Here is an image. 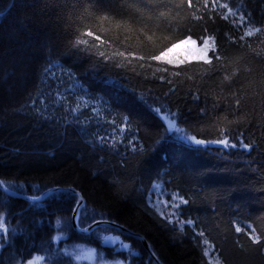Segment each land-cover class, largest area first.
<instances>
[{"label": "trees", "instance_id": "1", "mask_svg": "<svg viewBox=\"0 0 264 264\" xmlns=\"http://www.w3.org/2000/svg\"><path fill=\"white\" fill-rule=\"evenodd\" d=\"M219 3L264 28V0ZM169 10L177 20L190 14L150 0H0V179L32 196L75 187L85 197L80 226L123 224L145 236L164 264H264V35L240 41L230 21L204 13L192 24L215 30L224 46L219 62L151 61L172 35L155 28L158 13ZM89 29L110 45L87 36ZM100 51L145 59L106 61ZM54 94L62 105L44 111L41 101ZM36 97V109L27 106ZM169 113L176 115L171 133L163 121ZM221 138L236 149L221 150ZM75 203L68 191L33 203L0 188V264L35 256L42 264H156L141 241L117 229L77 232Z\"/></svg>", "mask_w": 264, "mask_h": 264}, {"label": "snow or ice", "instance_id": "2", "mask_svg": "<svg viewBox=\"0 0 264 264\" xmlns=\"http://www.w3.org/2000/svg\"><path fill=\"white\" fill-rule=\"evenodd\" d=\"M150 2L156 7V8H162V7H169L174 5L177 9H181L183 6H186L187 10H189L190 14L185 17H180L179 20H177V17L179 16V12H177L175 15H172L171 11H160L158 13L157 17V23L155 25V28L160 31H166L168 33H171L172 35L168 37H163V39H166L168 43L166 46H164L161 50L158 51V54L150 55L147 59L151 61H158L163 62L167 65H172L175 67H179L180 65L190 64L193 61L197 62L198 64L202 65H213V58L215 57L216 61H220L222 57L220 56V52L224 51V46L221 44L220 46L217 45L216 42V35L217 33L215 30L212 32V34H209L208 27L206 23H199L198 25H193L192 22H204L205 16L204 13H208V19L213 20V17L211 16L212 12H216L217 15L224 21H230V23L240 31L241 35L239 37L240 41H244L247 37H252L255 34H262L264 35V28L262 27H253L252 24L254 23L253 19L251 17H248L247 19L245 16L239 11L235 10L232 7H229L228 3H219V0H211V4L209 3V0H179V4L175 3V0H150ZM224 10V11H221ZM197 12H200V15H197ZM106 19V18H105ZM214 22V20H213ZM245 25H247L245 27ZM194 26H198L199 31L194 32L193 28ZM87 36L92 37L95 36V33L92 30H88L86 33ZM173 36L175 38H173ZM194 36L196 38H194ZM226 39H233V37L228 36L225 34ZM182 37V38H181ZM95 39L97 41H100L101 44H109L110 41L102 40L100 36H95ZM149 40L152 39L151 36L148 37ZM77 44H88L87 40H79L77 41ZM88 50V49H85ZM211 53V55H210ZM98 55L102 57L104 60H112L115 56H131L140 60H144V56L137 57L135 52L130 53H123L118 52L113 54V56H108L105 54V52L100 51L98 52ZM116 67H124L123 64H116ZM160 71L168 72V68L160 69ZM47 74V72H46ZM175 75H180L179 72L174 73ZM67 76L71 78L73 76V73L69 72L67 73ZM160 79H164L163 76L160 77ZM225 80H229L230 77L225 76ZM118 83V82H115ZM42 95V94H41ZM40 97H36L33 100H31L30 104L27 106L32 107L33 109H36L37 104L36 101L39 100ZM240 99H235V105L238 107L240 105ZM57 105H62V101L60 100L59 95L54 94L52 96L51 101L48 103H45L44 101H41L40 107L47 111L48 107L55 108ZM159 113V110H154ZM37 115H41V113L38 111ZM42 119H48V117L42 116ZM164 120L168 121L167 128L169 130H175L176 129V115L174 113H169V115H166L163 117ZM189 141V143H195L196 145H204L206 141L204 140H197L195 137H184ZM101 146L104 145L103 138H101ZM138 143V141H137ZM215 143L221 147V150H229V149H236L237 145L234 143H229V140L227 138H221L215 141ZM240 149L242 150H249L253 146L249 143H242L240 144ZM126 148L131 149V151L135 152L136 148L132 144L126 145ZM57 192L59 193L61 191L60 188L55 189H47V192L44 193V195H47L50 192ZM68 193L73 197L75 200V206H74V215L73 219L77 220L78 224V217L81 214L82 210L85 208L84 201L77 195L76 190L72 187L67 188ZM43 199V197H41ZM179 202L182 204H187L188 201L184 199L183 197H179ZM33 203H36L34 200ZM178 207V205H177ZM96 215H99L103 217V214L97 213ZM59 224V221L57 222ZM189 225L193 224V221L189 220L187 222ZM3 225H0V228H2ZM250 227V226H249ZM15 230V229H13ZM7 231V229H5ZM242 229L237 227L236 232H241ZM255 231L254 229L252 230ZM200 235H203L201 233ZM250 239L253 241V243H259L260 238L257 235H253L252 233H249ZM57 239H60L57 237ZM203 244L205 246L208 245V241L204 240ZM121 248L124 247V245L120 246ZM208 253L205 252V255ZM133 255V253L129 252V256ZM22 264V262H21ZM158 264V261H157ZM216 264H219L217 261Z\"/></svg>", "mask_w": 264, "mask_h": 264}, {"label": "water", "instance_id": "3", "mask_svg": "<svg viewBox=\"0 0 264 264\" xmlns=\"http://www.w3.org/2000/svg\"><path fill=\"white\" fill-rule=\"evenodd\" d=\"M164 123L167 127V124H168V121L167 120H164ZM168 129V128H167ZM168 131L171 133L173 130H169ZM68 187H72L76 190V193L77 195L84 201L85 203V197L83 196V194L78 190L76 189L75 187L73 186H53V187H50L51 189H55V188H60L61 191H67V188ZM0 188L9 196H12V197H15V198H21V199H25L27 201H31L33 202L34 200L36 202H39V201H43L49 194L51 193H54L55 191L53 192H50L48 193L47 195H44L45 192H47V189L44 190L41 194L37 195V196H32V195H28V194H25V193H21V192H18V191H15L9 187H7L5 185V183L0 179ZM48 188V189H50ZM41 197H43V199H41ZM73 215H74V209H73V212H72V225L74 227V229L77 231V232H80V233H84V234H88L90 233L91 231H93L94 229H96L97 227H101V226H108V227H112L114 229H117L119 230L120 232H123L125 234H128L132 237H135L137 238L139 241H141L142 245L144 246L145 250L147 251V253L149 254L150 258L157 264V261H158V264H164L158 257L157 255L155 254L154 250L152 249L151 247V244L149 243V241L146 239L145 236H143L142 234L138 233V232H135L133 231L132 229L128 228L127 226L123 225V224H120L116 221H113V220H109V219H98L90 224H88L87 226L85 227H82L80 226L79 224V217H78V224H77V220H74L73 219Z\"/></svg>", "mask_w": 264, "mask_h": 264}, {"label": "rangeland", "instance_id": "4", "mask_svg": "<svg viewBox=\"0 0 264 264\" xmlns=\"http://www.w3.org/2000/svg\"><path fill=\"white\" fill-rule=\"evenodd\" d=\"M159 200V203H162L161 199H158ZM163 204V203H162ZM215 262H217L216 259H213ZM42 260L40 259L39 256H35L33 257L32 259L26 261L25 263L23 264H42L41 262ZM95 264H124L123 262H120V261H115V262H108V261H104V262H98V263H95Z\"/></svg>", "mask_w": 264, "mask_h": 264}]
</instances>
